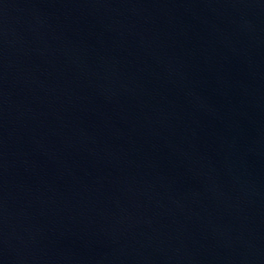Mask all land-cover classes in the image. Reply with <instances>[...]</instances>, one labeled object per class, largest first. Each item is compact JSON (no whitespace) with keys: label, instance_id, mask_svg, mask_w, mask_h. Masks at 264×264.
<instances>
[{"label":"water","instance_id":"obj_1","mask_svg":"<svg viewBox=\"0 0 264 264\" xmlns=\"http://www.w3.org/2000/svg\"><path fill=\"white\" fill-rule=\"evenodd\" d=\"M0 264H264V0H0Z\"/></svg>","mask_w":264,"mask_h":264}]
</instances>
